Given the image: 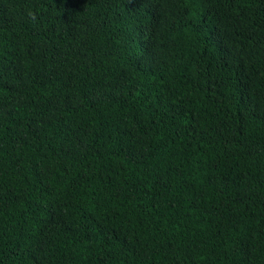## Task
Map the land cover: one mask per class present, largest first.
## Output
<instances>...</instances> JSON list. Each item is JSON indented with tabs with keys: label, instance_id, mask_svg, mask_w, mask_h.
I'll return each mask as SVG.
<instances>
[{
	"label": "trees",
	"instance_id": "trees-1",
	"mask_svg": "<svg viewBox=\"0 0 264 264\" xmlns=\"http://www.w3.org/2000/svg\"><path fill=\"white\" fill-rule=\"evenodd\" d=\"M0 264H264V0H0Z\"/></svg>",
	"mask_w": 264,
	"mask_h": 264
}]
</instances>
